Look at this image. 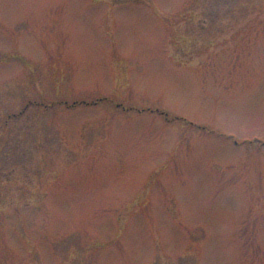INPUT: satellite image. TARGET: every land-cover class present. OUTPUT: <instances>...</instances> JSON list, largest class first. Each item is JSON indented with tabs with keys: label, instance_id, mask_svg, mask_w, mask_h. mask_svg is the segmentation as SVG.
Segmentation results:
<instances>
[{
	"label": "rangeland",
	"instance_id": "obj_1",
	"mask_svg": "<svg viewBox=\"0 0 264 264\" xmlns=\"http://www.w3.org/2000/svg\"><path fill=\"white\" fill-rule=\"evenodd\" d=\"M0 121V264H264V0H0Z\"/></svg>",
	"mask_w": 264,
	"mask_h": 264
},
{
	"label": "trees",
	"instance_id": "obj_2",
	"mask_svg": "<svg viewBox=\"0 0 264 264\" xmlns=\"http://www.w3.org/2000/svg\"><path fill=\"white\" fill-rule=\"evenodd\" d=\"M0 122H1V126H0V145H1L4 142L2 140L4 139V136H3L4 135V129L3 128L5 127V124L4 123L2 124V121H0Z\"/></svg>",
	"mask_w": 264,
	"mask_h": 264
}]
</instances>
